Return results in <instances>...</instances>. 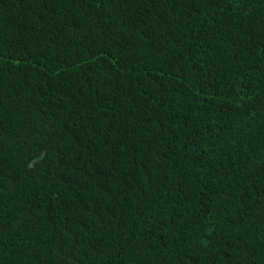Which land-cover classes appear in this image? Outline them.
<instances>
[{"label": "trees", "instance_id": "trees-1", "mask_svg": "<svg viewBox=\"0 0 264 264\" xmlns=\"http://www.w3.org/2000/svg\"><path fill=\"white\" fill-rule=\"evenodd\" d=\"M0 264H264V0H0Z\"/></svg>", "mask_w": 264, "mask_h": 264}]
</instances>
